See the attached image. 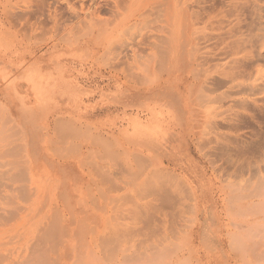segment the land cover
<instances>
[{
    "label": "rangeland",
    "instance_id": "rangeland-1",
    "mask_svg": "<svg viewBox=\"0 0 264 264\" xmlns=\"http://www.w3.org/2000/svg\"><path fill=\"white\" fill-rule=\"evenodd\" d=\"M0 264H264V0H0Z\"/></svg>",
    "mask_w": 264,
    "mask_h": 264
},
{
    "label": "bare ground",
    "instance_id": "bare-ground-1",
    "mask_svg": "<svg viewBox=\"0 0 264 264\" xmlns=\"http://www.w3.org/2000/svg\"><path fill=\"white\" fill-rule=\"evenodd\" d=\"M7 187V186H6ZM7 191V190H6ZM4 219V218H3Z\"/></svg>",
    "mask_w": 264,
    "mask_h": 264
}]
</instances>
